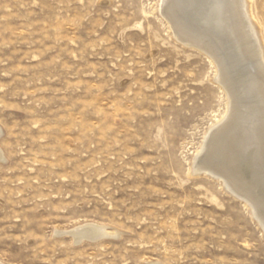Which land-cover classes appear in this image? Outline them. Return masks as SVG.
Listing matches in <instances>:
<instances>
[{
	"label": "rangeland",
	"instance_id": "1",
	"mask_svg": "<svg viewBox=\"0 0 264 264\" xmlns=\"http://www.w3.org/2000/svg\"><path fill=\"white\" fill-rule=\"evenodd\" d=\"M155 2L0 0L4 264H264L250 208L189 174L227 93ZM249 2L264 45V0ZM251 81L264 92V74ZM89 222L118 235L55 233Z\"/></svg>",
	"mask_w": 264,
	"mask_h": 264
},
{
	"label": "bare ground",
	"instance_id": "2",
	"mask_svg": "<svg viewBox=\"0 0 264 264\" xmlns=\"http://www.w3.org/2000/svg\"><path fill=\"white\" fill-rule=\"evenodd\" d=\"M234 6L239 8L246 23L258 59L253 60L247 51L248 43ZM249 8V0H156L153 11L168 20L178 39L208 54L217 64L214 83L217 82L216 85L227 93L226 111L205 132L199 149L193 153L189 174L216 176L224 190L228 187L244 195L249 204L243 203L250 208L251 216L259 217L258 224L264 231V208L258 202V199H264V92L251 81L252 73L264 74V45ZM197 12L210 16L205 24L219 23L223 27L219 30L220 37L190 27L189 23L195 20L202 23ZM260 84L264 88V82ZM214 150L219 156L217 153L216 157L210 155ZM4 156L0 148V159L6 161ZM262 203L264 205V201ZM55 233L70 235L75 245L85 240L97 242L118 235L104 225L90 222ZM0 264L4 263L0 261Z\"/></svg>",
	"mask_w": 264,
	"mask_h": 264
},
{
	"label": "water",
	"instance_id": "3",
	"mask_svg": "<svg viewBox=\"0 0 264 264\" xmlns=\"http://www.w3.org/2000/svg\"><path fill=\"white\" fill-rule=\"evenodd\" d=\"M197 13L200 14V20H201L202 23H200L199 21L195 20V21L189 23V24H190V27H191L192 29H194V31H196V30L199 31V30H200V31H202V32H205V33L208 34V35H209V34H210L211 36H212V35H214V36L218 35V36L220 37V36H221V31L219 32V30L222 29L223 27L220 26L219 23H212V24H207V23H206V24H205L204 22H205L206 20H208L210 16H209L208 14H206V13H204V15H203V13H200V12H197ZM211 15H212V14H211ZM207 17H208V18H207ZM243 160L245 161V157H244ZM213 177L216 178V179H218V177H216V176H213ZM225 189H226L229 193H231L233 196H235L236 198H238L239 200L248 203V201L246 200V198L244 197V195H242L241 193L239 194V192H237V191H235V190L228 189V187H225ZM247 197H248V195H247ZM258 201H259V200H258ZM249 202H250V201H249ZM248 204H249V203H248ZM250 204H252V203L250 202ZM254 218L256 219V221L259 220V217H257V216H255ZM257 222H258V221H257Z\"/></svg>",
	"mask_w": 264,
	"mask_h": 264
}]
</instances>
